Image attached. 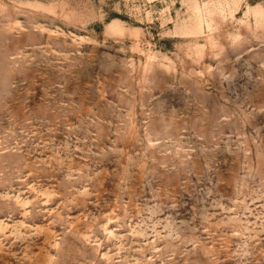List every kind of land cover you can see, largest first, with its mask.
<instances>
[{
	"label": "rangeland",
	"instance_id": "obj_1",
	"mask_svg": "<svg viewBox=\"0 0 264 264\" xmlns=\"http://www.w3.org/2000/svg\"><path fill=\"white\" fill-rule=\"evenodd\" d=\"M0 264H264V0H0Z\"/></svg>",
	"mask_w": 264,
	"mask_h": 264
}]
</instances>
